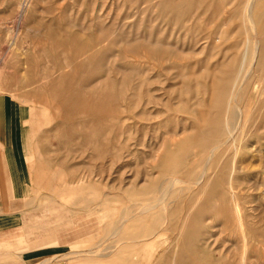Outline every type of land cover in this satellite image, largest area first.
<instances>
[{
  "label": "rangeland",
  "instance_id": "obj_1",
  "mask_svg": "<svg viewBox=\"0 0 264 264\" xmlns=\"http://www.w3.org/2000/svg\"><path fill=\"white\" fill-rule=\"evenodd\" d=\"M258 1L259 37L248 0H0V94L34 108L41 129L46 188L30 199L71 192L93 218L92 186L109 196L104 226L73 253L95 263L129 246V264H264ZM202 175L144 214L168 180Z\"/></svg>",
  "mask_w": 264,
  "mask_h": 264
},
{
  "label": "crops",
  "instance_id": "obj_2",
  "mask_svg": "<svg viewBox=\"0 0 264 264\" xmlns=\"http://www.w3.org/2000/svg\"><path fill=\"white\" fill-rule=\"evenodd\" d=\"M40 130L34 108L0 94V264H129V246L108 258L103 254V261L95 263L91 255L73 253L92 242L93 225L105 224L109 196L100 187L92 186L98 191L93 218L71 192H51L50 196L47 188L52 203L45 201L46 195L30 199L33 187L46 188L43 170L34 164ZM102 233L109 238L108 220Z\"/></svg>",
  "mask_w": 264,
  "mask_h": 264
},
{
  "label": "bare ground",
  "instance_id": "obj_3",
  "mask_svg": "<svg viewBox=\"0 0 264 264\" xmlns=\"http://www.w3.org/2000/svg\"><path fill=\"white\" fill-rule=\"evenodd\" d=\"M56 2H60L61 0H55ZM259 1L258 0H248V3L246 4V7H247V10H246V17H247V20H248V23H249V25H250V30L252 31V33L254 34V36L255 35H257V37H259L258 36V28H257V25H256V21H255V16H254V13H253V11H254V6H255V4L256 3H258ZM260 3H261V1H260ZM264 4V3H263ZM64 7H66L65 5H64ZM64 7H62V9L61 10H64L65 8ZM28 11V10H27ZM27 14H29V13H27ZM24 16L25 15H23V18H24ZM25 19V22H27L28 21V17H25L24 18ZM259 49H260V43H259V39L257 40H255V43H254V48H253V54H252V57H253V63H255L256 64V62H257V59H258V55H259ZM246 52V51H245ZM245 55H244V63L246 62V58H247V55H248V53L246 52V53H244ZM244 63H243V65H242V68H243V66H244ZM242 64V63H241ZM253 65V64H252ZM241 69V68H240ZM240 69H239V72H240ZM241 74V73H240ZM231 111V110H230ZM235 111V110H234ZM233 111V112H234ZM232 112V111H231ZM233 112H232V114H233ZM236 113H235V116H236V118L237 119H239V121H240V119H241V117H242V113L241 112H243V110L242 109H236V111H235ZM234 115V114H233ZM233 118H234V116H233ZM233 120V119H232ZM235 121V120H234ZM238 124V123H237ZM231 125V124H230ZM234 125H236V124H234ZM239 125V124H238ZM229 134H230V131H229ZM228 136V135H227ZM226 137V136H225ZM230 136H229V138L228 139H226L225 141H227V142H230ZM210 150V149H209ZM218 150V149H217ZM215 152L217 153L218 151H216V149H212V151H211V158L215 155ZM217 155V154H216ZM215 155V156H216ZM218 157V156H217ZM214 158V157H213ZM208 159V158H207ZM209 160H211V159H208V161ZM207 162V161H206ZM207 171V170H206ZM204 174V173H203ZM203 179H204V175H202L200 178H199V180L197 179V182H191V181H184L183 180V182L182 181H180V180H168V183H167V188L165 189V190H163V188L161 187L159 190H158V192H159V194H161L162 196H161V198L159 199L158 198V201L154 204V205H152V204H149V205H146V207H145V210H144V214H145V212H150V211H152L153 209H155L156 208V206H158L159 204H163V202L165 201V199L167 198V195L170 193V191H171V189H174V188H176V187H178V186H180L181 184L183 185V184H188V185H190V184H192L193 186H195V185H198L199 183H201V181H203ZM188 185H186V186H188ZM191 185V186H192ZM158 203V204H157ZM164 207V206H163ZM164 209H166V208H164ZM141 215V214H140ZM126 218V217H125ZM128 220V219H127ZM127 220H125V219H123V222H122V224L124 225L126 222H127ZM130 220V219H129ZM243 259V258H242ZM243 262H244V260H243Z\"/></svg>",
  "mask_w": 264,
  "mask_h": 264
}]
</instances>
